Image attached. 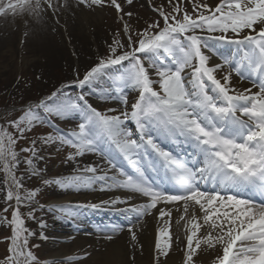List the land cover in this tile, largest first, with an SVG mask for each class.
<instances>
[{
    "label": "rangeland",
    "instance_id": "rangeland-1",
    "mask_svg": "<svg viewBox=\"0 0 264 264\" xmlns=\"http://www.w3.org/2000/svg\"><path fill=\"white\" fill-rule=\"evenodd\" d=\"M78 7L72 21L51 11L50 33L58 49L52 67L39 66L31 43L19 38L18 26L13 46L0 54V264H78L51 257L55 252L48 251L49 243L27 228L52 199L47 193L56 170L79 156L75 140L92 151V134L103 132V146L110 138L105 128L122 121L121 127L132 123L131 141L138 137L142 147L138 124L152 108L170 115L203 106L216 116L224 107L223 119L235 120L216 92L206 89L204 102L210 103L204 105L185 90L186 81L198 79L202 98L207 86L199 73L207 65H220L211 76L227 88L225 95L234 93L232 99L248 108L254 99L229 92L236 84L228 78L239 75L241 58L231 64V54L211 50L229 42L248 49L249 37L264 43V0H80ZM204 52L210 58H203ZM146 141L157 144L151 134ZM185 256L180 264H195V255Z\"/></svg>",
    "mask_w": 264,
    "mask_h": 264
},
{
    "label": "bare ground",
    "instance_id": "bare-ground-1",
    "mask_svg": "<svg viewBox=\"0 0 264 264\" xmlns=\"http://www.w3.org/2000/svg\"><path fill=\"white\" fill-rule=\"evenodd\" d=\"M79 1L0 0V54L7 47L13 46L17 36L13 32L18 26L19 38H24L25 45L27 42L31 43L33 52L40 58L39 66L42 62L44 67H52L56 62L58 49L50 33L53 20L51 11L60 13L62 20L72 21L79 16ZM22 31H27V35H21ZM211 51L216 54L226 52L217 47ZM236 51L241 52L240 49ZM201 56L210 58L207 52ZM219 66L208 65L206 69L212 73L220 69ZM201 76L207 81L213 79L203 73ZM228 80L236 84L233 75ZM197 81L189 80L187 88L195 86ZM259 81L264 87L262 79ZM236 86L234 91L243 97L253 95L255 100L262 102L258 110L251 107L242 111L247 127H252L251 132L261 131L264 119H261L259 112L263 111L261 115L264 113L263 95L256 91L251 94L253 85L246 81L241 80ZM214 89L217 90L215 87ZM86 90L96 95L88 85ZM191 91L195 92V96L198 94L196 87ZM65 93L66 91L63 92ZM100 94L110 96L104 91ZM223 95L222 100H226ZM228 102L232 106V102L236 101ZM233 105L236 106L234 109L239 108L237 103ZM199 110L193 109L190 112L182 109L174 113L172 123L162 110L152 108L145 119V124L149 125V130L158 143L168 148L170 159L180 160L178 154L181 153L185 155L183 159L187 162L192 153L187 152V149L197 152L195 141L193 142V137L189 138V133L190 129L196 127V122H200L196 118ZM219 111L224 114L226 109ZM238 111L241 113V110ZM62 116L72 118L70 113H63ZM216 120L217 118L215 122ZM65 123L69 125L68 122ZM220 123L224 124L222 120ZM121 124L122 121H117L109 125V129L105 128L110 134L109 140L121 148L129 159L136 156L134 161L144 171L143 161L134 148L135 145L132 146L131 129L129 125L121 127ZM228 125L232 128L231 132L239 129L232 124ZM242 128L245 129L243 123ZM102 134L103 132L96 131L90 137L92 151H88L84 143L75 142L80 149L79 156H74L73 161L56 170L53 184L47 193V197L52 199L41 210L39 220L28 227L33 234L41 235L43 241L49 243L48 251L55 252L51 257L78 261V264H130L131 261L136 264H154L156 256V264H180L186 257L185 254L190 253L195 255V264H223L231 251L229 264H235L238 250L242 249L245 244L243 241L248 236L243 234L240 240L242 243H237L236 239L241 236L243 228L250 229L262 218L264 223V207L251 205L228 195L201 193L193 185L186 186L180 195L171 197L164 195L163 190L167 187L150 179L146 183L149 184L148 187L143 186V182L119 181L120 176L130 171L122 164L117 168L109 163V160H114V163L120 160L112 147H105L104 143L101 145ZM258 145L256 143L254 147L257 148ZM209 153L205 157L206 162ZM263 160L262 156L256 163ZM178 169L180 173L177 176L184 184L195 179L196 169L185 166H179ZM111 179L115 183L108 182ZM259 185H262L259 192H264V178L255 183L257 188H253V192L260 189ZM204 187L212 188L210 183ZM225 187L227 191L234 188L228 182ZM246 189L241 184L237 190L248 194ZM148 191L153 192L154 197L140 202ZM85 246L92 247V251L84 248ZM252 251L250 247L249 252ZM249 259V255L244 256L241 264H248Z\"/></svg>",
    "mask_w": 264,
    "mask_h": 264
}]
</instances>
